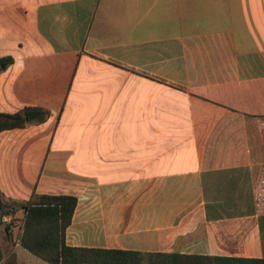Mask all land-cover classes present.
Wrapping results in <instances>:
<instances>
[{"label":"crops","instance_id":"crops-1","mask_svg":"<svg viewBox=\"0 0 264 264\" xmlns=\"http://www.w3.org/2000/svg\"><path fill=\"white\" fill-rule=\"evenodd\" d=\"M3 57L0 112H51L0 134L3 199L77 197L71 247L264 259V0H0Z\"/></svg>","mask_w":264,"mask_h":264},{"label":"trees","instance_id":"trees-1","mask_svg":"<svg viewBox=\"0 0 264 264\" xmlns=\"http://www.w3.org/2000/svg\"><path fill=\"white\" fill-rule=\"evenodd\" d=\"M13 63L11 57L0 58V75ZM50 116L51 112L41 107H28L15 114L0 112V134L44 124ZM0 206L5 216L24 213L19 244L48 264H264V259L71 247L67 244V231L78 206V198L73 196L35 195L22 203L3 199L0 188ZM10 230L7 225L12 238ZM0 264H16L5 259L1 246Z\"/></svg>","mask_w":264,"mask_h":264},{"label":"rangeland","instance_id":"rangeland-1","mask_svg":"<svg viewBox=\"0 0 264 264\" xmlns=\"http://www.w3.org/2000/svg\"><path fill=\"white\" fill-rule=\"evenodd\" d=\"M24 213H19L15 217L13 216H5L3 209L0 206V246L1 250L3 249V254H7L12 249L10 239L18 238L21 233V228L23 225ZM7 225L11 226L10 232L13 234L12 238L9 237L6 227ZM21 253L24 255L25 264H48L43 260L35 257L34 255L28 253L23 248L20 249ZM19 259V258H18ZM17 259V260H18ZM20 264L21 262L18 261ZM22 264V263H21Z\"/></svg>","mask_w":264,"mask_h":264}]
</instances>
